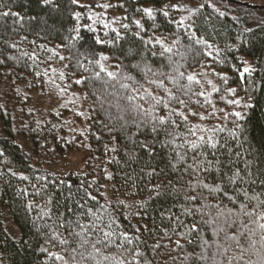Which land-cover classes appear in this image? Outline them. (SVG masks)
Wrapping results in <instances>:
<instances>
[{
	"label": "trees",
	"instance_id": "obj_1",
	"mask_svg": "<svg viewBox=\"0 0 264 264\" xmlns=\"http://www.w3.org/2000/svg\"><path fill=\"white\" fill-rule=\"evenodd\" d=\"M155 1L123 0L127 25L98 31L78 24L73 0H0V264H264V10L205 0L185 26L149 15ZM58 70L83 95L84 118L29 106L30 91L56 89ZM42 144L85 153L86 170H47Z\"/></svg>",
	"mask_w": 264,
	"mask_h": 264
},
{
	"label": "rangeland",
	"instance_id": "obj_2",
	"mask_svg": "<svg viewBox=\"0 0 264 264\" xmlns=\"http://www.w3.org/2000/svg\"><path fill=\"white\" fill-rule=\"evenodd\" d=\"M82 9L77 14L78 24L91 27L98 31H106L108 29L122 30L127 25V15L123 12V0H73ZM213 2V0H209ZM258 6L264 10V0H239ZM205 0H156L151 2L143 8L147 11L161 9L164 12L174 13L176 20L182 25L187 26L193 13L203 7ZM105 57L106 59H102ZM101 57L103 68L108 73H114L116 68L113 67L112 62L106 54ZM204 77L211 82V72L209 70L202 71ZM61 70L54 75L56 81V89L41 94L39 91H30L28 93L30 102L29 106L38 117H48L53 111L62 112L68 109L72 116H86L87 105L81 93L69 88L66 84L60 81ZM57 79V80H56ZM9 86V85H7ZM8 88V87H7ZM207 95L212 97L213 88H208ZM7 94V92H5ZM27 94L26 92H23ZM10 105H13L12 99L8 100ZM238 113L241 110H236ZM16 115V111L12 112ZM19 114L22 115L21 112ZM203 116L204 113H199ZM199 117V116H197ZM16 126L20 124L15 122ZM28 149L30 146L26 145ZM40 155V156H39ZM39 162L49 171L54 174L63 175L69 172H84L86 170L87 155L85 153L73 152H57L53 151L49 146L43 144L40 146L38 154ZM38 157V158H39ZM2 219L8 233L18 238L20 233L18 227L14 224L9 211L6 208L2 209Z\"/></svg>",
	"mask_w": 264,
	"mask_h": 264
},
{
	"label": "snow or ice",
	"instance_id": "obj_3",
	"mask_svg": "<svg viewBox=\"0 0 264 264\" xmlns=\"http://www.w3.org/2000/svg\"><path fill=\"white\" fill-rule=\"evenodd\" d=\"M148 14L149 15H151V11L149 10L148 11ZM4 15H8V13H5ZM165 15H167V13H165ZM165 51H170V49H165ZM102 59H106L105 57H102ZM101 71H104V68H103V65H101ZM149 71H150V69H149ZM248 72H250V69L249 68H247V67H245L244 69H243V72L241 73V76L243 77V75H244V73H248ZM108 75L109 76H113L114 74L113 73H108ZM181 75H183V74H181ZM130 79V78H129ZM194 78L192 77V76H189L188 77V80L189 81H192ZM77 83H79V81H77ZM122 87H124L125 89H127V85H122ZM233 93H234V91L235 90H231ZM148 95H151L150 93H148ZM170 95V98L171 99H174V100H176L177 101V103H179L180 105H185V101L184 100H182V99H179V98H177V97H174V96H171V94H169ZM128 101H129V103L131 104L132 103V101L135 99V97H133V96H129L128 98ZM140 99H144V97H140ZM152 99L155 101V104L156 105H159V104H161V99L160 98H158V97H155V96H152ZM230 103H236V104H238L239 103V101H232V102H230ZM153 107H155V105H153ZM164 107L165 108H167V107H169V104L166 102V103H164ZM140 109V105H133V110H139ZM173 111H175V110H173ZM143 114L145 115V116H149V115H151V109H149V110H144V112H143ZM235 115L237 116V117H240V113H235ZM204 117H201V119H203ZM185 119H186V117H185ZM159 123L160 124H164L165 123V120L163 119V118H160V120H159ZM156 130V128H155V125L153 126V131H155ZM222 130V129H221ZM189 131H190V133L192 134V135H195V131L194 130H192V129H189ZM199 141L201 142V143H208V142H206L205 141V137L204 136H200L199 138ZM209 139H211V138H209ZM210 146L212 147V148H216L217 147V145H216V143H211L210 144ZM198 147V145L195 143V142H193L192 143V149L193 150H195L196 148ZM234 182V181H233ZM245 195H247V193H245ZM190 199H195V197H190ZM250 199H257V200H259V197H250ZM260 204H264V201H260ZM210 207H215V208H217V209H219V206L218 205H215V206H210ZM241 213L242 214H244V215H248L249 217H251L252 215H253V213H251V212H245V210H244V208L243 207H241ZM218 217L219 216H224L225 215V213H224V210L223 209H220L219 211H218ZM228 216H231V212L229 211V213H228ZM258 220H264V212H261V213H259L258 214ZM254 223L255 222H257V221H253ZM260 228H262V229H264V224H259L258 225ZM80 227L81 228H83L84 226L83 225H80ZM195 230V229H194ZM76 235H80V236H82V234L81 233H77ZM112 234L110 233V232H104V237H105V241H107V239L111 236ZM67 241H61V243H66ZM88 240L87 239H83V237H82V244H81V247H83L85 244H88ZM102 242H104V241H100V240H97L93 245H92V248H93V252L94 253H96V254H99V250L96 248V244H99V243H102ZM91 256H92V258L94 259L95 258V256L94 255H92V254H90ZM81 257H82V259H85V257H83V254L81 253ZM57 259H63V257H57ZM73 259H75V257H73ZM115 258L114 257H108V256H104L103 257V260H105V261H108V260H114ZM66 264H67V262H66ZM97 264H101V262L100 261H97ZM116 264H124V261L123 260H120V261H116Z\"/></svg>",
	"mask_w": 264,
	"mask_h": 264
}]
</instances>
